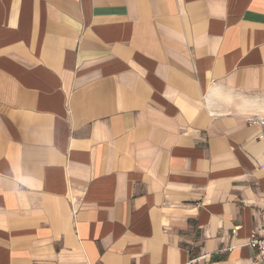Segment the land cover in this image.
<instances>
[{
  "label": "crops",
  "instance_id": "crops-1",
  "mask_svg": "<svg viewBox=\"0 0 264 264\" xmlns=\"http://www.w3.org/2000/svg\"><path fill=\"white\" fill-rule=\"evenodd\" d=\"M263 152L264 0H0V264H249Z\"/></svg>",
  "mask_w": 264,
  "mask_h": 264
},
{
  "label": "built area",
  "instance_id": "built-area-1",
  "mask_svg": "<svg viewBox=\"0 0 264 264\" xmlns=\"http://www.w3.org/2000/svg\"><path fill=\"white\" fill-rule=\"evenodd\" d=\"M249 244L257 248L256 255L252 258L249 264H264V234H259L255 231Z\"/></svg>",
  "mask_w": 264,
  "mask_h": 264
}]
</instances>
